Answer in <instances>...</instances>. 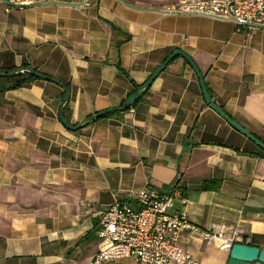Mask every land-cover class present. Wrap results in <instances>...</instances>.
<instances>
[{"label": "crops", "instance_id": "crops-1", "mask_svg": "<svg viewBox=\"0 0 264 264\" xmlns=\"http://www.w3.org/2000/svg\"><path fill=\"white\" fill-rule=\"evenodd\" d=\"M177 1L7 9L0 0V70L30 67L56 80L0 92V264H136L132 256L95 260L100 211L174 183L171 213L185 210L199 231L223 225L226 236L264 247L262 149L206 103L183 57L125 111L76 131L60 117L63 85L64 119L76 125L119 106L181 49L214 101L264 141V27L168 10ZM209 179L218 188L203 189ZM199 231H184L179 244L199 264H227L230 250Z\"/></svg>", "mask_w": 264, "mask_h": 264}, {"label": "built area", "instance_id": "built-area-1", "mask_svg": "<svg viewBox=\"0 0 264 264\" xmlns=\"http://www.w3.org/2000/svg\"><path fill=\"white\" fill-rule=\"evenodd\" d=\"M7 9L40 4L65 3L71 0H3ZM168 10L174 13L207 15L229 19L238 26L264 27V0H178ZM249 36L251 34L249 33ZM21 72H26L21 69ZM177 183L165 193L145 187L131 193L129 199L116 201L100 211L98 235L101 239L96 261L132 256L136 264H199L180 244L186 230L199 231L185 210L171 213ZM206 243L218 242L229 251L240 236L228 237L223 225L199 231ZM242 242V241H241ZM245 243V242H244Z\"/></svg>", "mask_w": 264, "mask_h": 264}, {"label": "water", "instance_id": "water-1", "mask_svg": "<svg viewBox=\"0 0 264 264\" xmlns=\"http://www.w3.org/2000/svg\"><path fill=\"white\" fill-rule=\"evenodd\" d=\"M56 4V3H55ZM183 57L195 70L197 73L200 84L202 88V92L205 98L206 103L212 107L214 110H216L222 117H224L235 129L246 135L249 139H251L253 142H255L263 151H264V141L261 140L259 137L254 135L252 132H250L248 129H246L243 125H241L238 121L233 119L228 113H226L213 99L211 96V93L206 85L204 75L199 69L198 65L196 64L195 60L186 52H184L181 49H176L173 51L166 59L165 61L152 73V75L149 77V79L141 86L138 87L135 91L129 94V96L126 98L123 105L110 107L101 111H98L89 117H87L83 122H80L76 125L69 124L64 119V109L66 106V103L69 99V89L67 87H64L65 89V96H64V103L60 110V117L63 121V123L66 125L67 128L70 130L76 131L84 127L85 124L90 122H96L107 115L111 113H115L118 111H125L128 108L134 106V104L141 98L143 92L150 88L153 81L158 77V75L164 70V68L175 58L177 57ZM27 72L32 73L38 78H44L56 81L55 79L36 71L30 67L25 68ZM21 72V71H20ZM19 73V71L4 73L0 72V77L2 76H15ZM62 84V83H61ZM256 262L264 264V247H259L256 245H251L249 243H244L241 241H236L232 244L230 248L229 253V259L227 264H255Z\"/></svg>", "mask_w": 264, "mask_h": 264}, {"label": "trees", "instance_id": "trees-1", "mask_svg": "<svg viewBox=\"0 0 264 264\" xmlns=\"http://www.w3.org/2000/svg\"><path fill=\"white\" fill-rule=\"evenodd\" d=\"M25 68H27V67H25ZM21 69L22 68H19V69H2V70H0V72H4V73L19 71V73L17 75H15V76H2V77H0V92H3V91L8 90V89H15V88L21 87V86H23V85H25L27 83H31V82L39 79L38 77H36L35 75H33L30 72H27V71L26 72H20ZM122 70H123V72H125L128 75V73L124 69H122ZM144 83L135 84V87L133 88V91H135L138 87H141ZM148 91H149V88L143 92L141 98H143V96L146 95L148 93ZM125 100H123L120 105H123ZM68 110L69 109H68V107L66 105L65 109H64V114L65 115L68 113ZM114 114H118V113L117 112L116 113H111V114L107 115L106 117H111ZM246 152H248V151H246ZM261 153H262V155H264V151L263 150H261ZM210 182H212V180H210V179L204 181L203 184H202V188L203 189H206V188H209V187L218 188V186H219L218 182L213 181L211 185L209 184Z\"/></svg>", "mask_w": 264, "mask_h": 264}]
</instances>
